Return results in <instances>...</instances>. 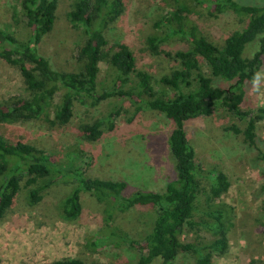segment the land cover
Segmentation results:
<instances>
[{
    "label": "rangeland",
    "instance_id": "obj_1",
    "mask_svg": "<svg viewBox=\"0 0 264 264\" xmlns=\"http://www.w3.org/2000/svg\"><path fill=\"white\" fill-rule=\"evenodd\" d=\"M180 3L187 7V26H198L200 32L216 44H222L226 35L244 24L242 15L229 11L217 13L206 3L195 0H126L123 13L103 31L110 44L115 41L128 44L135 55L137 70L147 71L152 76L150 84L155 95L169 96L175 92L160 82L162 75L180 67L179 62L165 53L188 48L189 43L174 36L161 46L162 53L154 54L148 49L146 38L154 33V18L174 10ZM71 4L72 0H58L54 28L44 37L39 50L59 70L78 72L83 66L78 55L85 35L82 27H74L68 20ZM0 25L16 39H27L28 27L20 12V0H0ZM99 68L97 88L100 92L110 88L116 74L106 59L100 61ZM261 73H264V64ZM137 79L136 73H131L126 89L136 91ZM31 96L20 68L0 57V105L16 104ZM142 98L150 99L147 93ZM56 104L47 106L38 118L0 122L1 134L9 142H30L54 154L62 164L72 162L80 149L84 162H90L86 166L87 173L100 179L124 180L127 187L123 196L126 197L141 191L163 192L166 184L175 179V162L167 144L173 124L162 114L144 107L135 115L131 99L114 96L97 107L81 106L75 101L71 120L60 125L51 123ZM114 106L120 109L119 117L114 119V130L110 131L104 124L98 140L79 135L80 125L104 117ZM259 106H264V80L258 91L250 88L240 104L244 111ZM232 124L243 128L245 121L219 108L211 116H202L184 126L202 173L212 168L223 170L231 182L221 198L234 207L227 218L230 248L222 255H215L210 264H264V195L257 192L263 180L253 166L262 163L255 162L256 148L246 147L240 142L241 136L226 130ZM257 132L264 137V121L257 124ZM206 184L208 186L209 182ZM72 187L73 182L53 181L43 190V200L36 206L28 203L25 189L19 192L0 221V264H46L66 257L107 264H139L142 254L139 245L153 227L154 208L138 205L121 210L113 191L98 189L82 191L81 214L76 218H64L61 203ZM204 202L202 198L201 203ZM96 234L106 238V245L93 246ZM209 237L201 227L186 228L179 235L180 241L196 243L207 241ZM131 240L135 245L130 244ZM174 264L198 263L195 256L179 253Z\"/></svg>",
    "mask_w": 264,
    "mask_h": 264
},
{
    "label": "trees",
    "instance_id": "obj_2",
    "mask_svg": "<svg viewBox=\"0 0 264 264\" xmlns=\"http://www.w3.org/2000/svg\"><path fill=\"white\" fill-rule=\"evenodd\" d=\"M195 1L206 3L217 13L229 11L242 15L244 24L226 35L222 44H216L200 32L198 26H187V7L181 3L174 10L155 17L152 21L154 33L146 38L150 52L160 53L161 46L174 36L189 43L188 48H181L173 54L165 53L180 63V67L160 78V82L175 91L165 96L153 93L152 76L147 71L137 70L135 55L125 41L110 44L105 37L103 30L123 13L126 0H72L68 20L72 26L82 27L85 35L78 55L83 66L78 72L59 70L39 50L44 37L54 28L58 0H20V12L28 27L27 39H16L0 25V57L20 68L32 96L16 104H1L0 122L38 118L47 106L57 102L51 123L65 125L74 114L75 101L81 106L97 107L114 96L131 99L135 115L145 107L162 114L173 124L167 144L175 162L176 177L166 184L163 192L141 191L126 197L123 196L127 187L124 180L100 179L87 173L86 166L90 162H84L80 149L72 162L62 164L57 162L54 154L30 142H9L0 132V221L22 189L26 190L28 203L36 206L43 200V190L53 181L62 179L73 182L71 191L61 203L64 218H76L81 214L82 191L98 189L113 191L114 199L120 202L117 207L121 210L138 205L154 208L153 227L139 245L142 253L139 264H174L179 253L195 256L198 264H210L215 255L229 250L230 225L227 218L234 207L221 198L229 190L231 182L223 170L212 168L202 173L184 126L202 116H211L219 108L244 120L243 128L232 124L226 130L241 136L240 142L246 147L257 149L255 162L262 165L253 166L263 180L257 192L264 195V137L257 132V124L264 121V106L245 111L240 107L252 88L253 75L261 73L264 64V2ZM102 59H106L116 76L110 88L99 92L97 82ZM131 73L138 77L136 91L126 89ZM144 93L150 99L143 100ZM119 114L120 109L114 106L104 117L80 125L78 133L86 139L98 140L103 134L101 127L104 124L110 131L114 130V119ZM135 115L129 120L132 121ZM206 182H209L208 186ZM202 198L205 199L203 204ZM196 227L209 234L207 241H180L179 235L184 229ZM105 239L94 235L93 246L106 245ZM130 244L135 245V242L131 240ZM46 264L107 263L66 257Z\"/></svg>",
    "mask_w": 264,
    "mask_h": 264
},
{
    "label": "clouds",
    "instance_id": "obj_3",
    "mask_svg": "<svg viewBox=\"0 0 264 264\" xmlns=\"http://www.w3.org/2000/svg\"><path fill=\"white\" fill-rule=\"evenodd\" d=\"M264 80V73H255L251 79L252 90L258 91L259 85Z\"/></svg>",
    "mask_w": 264,
    "mask_h": 264
}]
</instances>
